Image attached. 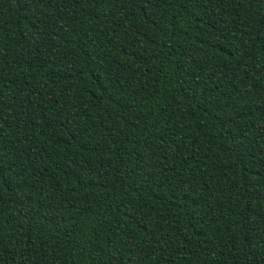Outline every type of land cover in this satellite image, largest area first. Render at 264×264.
Listing matches in <instances>:
<instances>
[{"label": "trees", "instance_id": "obj_1", "mask_svg": "<svg viewBox=\"0 0 264 264\" xmlns=\"http://www.w3.org/2000/svg\"><path fill=\"white\" fill-rule=\"evenodd\" d=\"M0 264H264V0H0Z\"/></svg>", "mask_w": 264, "mask_h": 264}]
</instances>
